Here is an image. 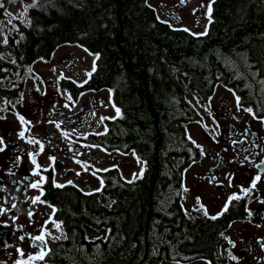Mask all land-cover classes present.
<instances>
[{
    "label": "flooded vegetation",
    "instance_id": "flooded-vegetation-1",
    "mask_svg": "<svg viewBox=\"0 0 264 264\" xmlns=\"http://www.w3.org/2000/svg\"><path fill=\"white\" fill-rule=\"evenodd\" d=\"M206 31L196 39L198 55H206L204 64L181 61L169 69L159 92L170 90L172 101H156L151 93L145 115L137 97L120 84L105 86L94 78L97 56L77 45L72 46L91 58L92 69L95 61L91 75L32 69L53 54L2 74L0 116L7 110L11 117L0 119L6 145L0 151V208L5 210L0 213V261L14 264L40 251L44 245L27 234L38 235V226L51 214L63 222L61 229L51 221L45 225L52 233L45 237L50 251L32 264H123L125 257L132 259L126 264H264V248L257 241L264 237V203L259 202L264 199V121L244 110L264 116V45L251 40L210 46ZM13 106L31 121L24 125L25 137L42 141V151L18 138L21 124ZM101 117L106 119L98 123ZM49 121H60V128ZM30 152L37 153L38 173L46 178L39 188L30 186L40 179L31 172ZM257 173L255 187L243 193L240 186L249 187ZM232 193L240 199L233 198L222 215L211 219ZM36 196L48 203H33ZM229 250L239 260L230 259Z\"/></svg>",
    "mask_w": 264,
    "mask_h": 264
},
{
    "label": "trees",
    "instance_id": "trees-1",
    "mask_svg": "<svg viewBox=\"0 0 264 264\" xmlns=\"http://www.w3.org/2000/svg\"><path fill=\"white\" fill-rule=\"evenodd\" d=\"M9 1L0 0V19L5 18ZM211 8L204 37L213 41L207 44L242 46L253 40L264 45V0H213ZM24 15L26 22L15 19L5 37L8 43H0V78L4 72L30 67L59 47L77 45L99 54L94 78L105 86L120 84L127 95L136 96L143 106L140 115H145L151 93L156 101H172L170 90L159 92L169 69L181 61L204 64L206 58L198 55L199 36L157 19L148 0H36ZM126 260L132 259L125 257L123 264Z\"/></svg>",
    "mask_w": 264,
    "mask_h": 264
},
{
    "label": "rangeland",
    "instance_id": "rangeland-1",
    "mask_svg": "<svg viewBox=\"0 0 264 264\" xmlns=\"http://www.w3.org/2000/svg\"><path fill=\"white\" fill-rule=\"evenodd\" d=\"M25 4L31 5L32 0H10L7 4L5 18L0 19V43H3L7 34L12 31L11 25H16L15 19L26 22L25 15H21L25 14ZM148 5L155 9L160 20L168 21V24L178 29L187 28L190 30L188 32L195 33L194 35L205 33L207 30L205 26L209 25V0H185L184 4H181L180 0H148ZM83 56L86 57L85 62L82 60ZM90 60L91 58L78 48L67 45L59 47L49 61L37 62L32 69L47 72L49 68L58 67L64 73L84 74L92 69ZM3 114L7 118L11 117L7 110H4Z\"/></svg>",
    "mask_w": 264,
    "mask_h": 264
},
{
    "label": "snow or ice",
    "instance_id": "snow-or-ice-1",
    "mask_svg": "<svg viewBox=\"0 0 264 264\" xmlns=\"http://www.w3.org/2000/svg\"><path fill=\"white\" fill-rule=\"evenodd\" d=\"M145 3H147V0H145ZM180 3H181V4H184V3H185V0H180ZM211 3H212V0H209V7H208L209 22H211V16H210V13H211V11H212ZM35 5H36V0H32V4H31V5L25 4V5H24L25 12L27 11L28 8L33 7V6H35ZM2 6H3V5L0 4V7H2ZM149 7H152V6L149 5ZM193 11L195 12L196 9H193ZM5 12H7V9H5ZM21 15H24V13H21ZM157 19H159V16L157 17ZM162 22H163V23H168V21H162ZM9 23H11V21H9ZM29 23H31V21H29ZM205 28L207 29V25L205 26ZM185 31H190V30L187 29V28H185ZM194 34H195V33H194ZM21 36H22V34H21ZM3 43H4V44H7V43H8L7 38L4 39ZM94 55L98 56L99 54L97 53V54H94ZM41 59H43V58L41 57ZM94 70H95V61H94V63H93V69H92V71H94ZM86 75H91V72H87ZM41 82H43V81H41ZM262 83H264V82H262ZM13 86L15 87V85H13ZM37 91H39V88H37ZM109 91L111 92V90H109ZM41 94L43 95L44 93H41ZM81 95H82V94H81ZM20 99L22 100V96H21ZM67 99H68V100H71L72 97H71V96H68ZM209 99H211V97H209ZM110 100H111V97H110ZM236 100H237V102H239L240 97L237 96V97H236ZM101 103H103V101H102ZM64 106H65V107H68V104L66 103ZM113 107L115 108L116 115L119 116V115H120V109H119L118 107H116L114 104H113ZM53 108H55V105H53ZM239 108H240V105L238 104V105H237V110H239ZM244 110H245L246 112H249L250 114H253V115H254V118H257V119H259V120H261V121H264V116L255 117V114L253 113V110H252L251 108H245ZM12 111H13L14 114L17 116V118H18V120L20 121V124H21V129H20L19 132H18V138H24V139L27 140L28 143H31V144H34V145H39V149L42 151L43 148H44V143H43L42 141H40L38 138H34V137H31V136H29V137H25V132L28 131V129H25V128H24V125H26V124H31V121H27L23 115H21L19 112H16V111H15V106H13ZM93 115H94V113H93ZM4 118H5V117L0 116V119H4ZM104 119H106V118H105V117H101V118H100V121H98V123H101ZM107 119H114V117H107ZM49 123H53L58 129L60 128V123H61L60 121H49ZM205 127H207V126H205ZM73 131H75V130L73 129ZM61 133H62V136H64V137H67V136H68V133H67L66 131H64L63 129H61ZM188 139L191 141V143H192L193 145L196 146L197 149L200 150V155H201V156L205 155L204 150H203V146H202L201 144L197 143L194 139H192L191 135H188ZM4 147H6L5 142H4V139H3L2 136H0V151H3ZM189 151L191 152V149H189ZM36 154H37V153H32V152H30V153L28 154V155H29V159L31 160V163L34 165V167L31 169V172H32L33 174L40 175V174L38 173V169L41 168V165H39V164L37 163L36 159H35V155H36ZM16 159H17V160H20L21 157L17 156ZM49 159H50V160H55V157L50 156ZM245 159H247V157H246ZM78 163H79V161H78ZM239 163L243 164V163H244V160H240ZM184 171L186 172L187 169H185ZM142 172H143V168H141V173H142ZM78 174H79V173H78ZM45 179H46V178H45L43 175H40V179H39V181L32 182V183L30 184V186L33 187V188H39L40 185L43 184V183L45 182ZM259 179H260V175H259V173H257V175L253 177V179H252L251 184H250L249 187L240 186L241 191H242L243 193H249L250 190H251L252 188L255 187V185H256V183H257V181H258ZM229 180H231V177H229ZM52 183H53L54 185L58 186V187H63V186H64V185H62V184H57V182L55 181V179H53ZM66 183H67V184H72L73 181L69 180V181H67ZM102 183H103V181H101V184H102ZM181 187L183 188V190H184L185 192L188 191L187 187H186L183 183H181ZM93 191H99V189H94ZM233 198H235V199H240V196H239L237 193H232V194H230V195L228 196V200L224 203V205H223V207L221 208V210L218 211V212H216L214 215H211L210 218L213 219V220H215L217 217H219L220 215H222L223 212L226 211V210L228 209L229 204H230V202L233 200ZM32 199H33V203H35L36 201H40V197H39V196L33 197ZM40 202H41V203H48L47 201H40ZM259 202H260V203H264V199H261ZM196 203L199 204L200 209L203 210V213H204L205 216H209V215H210L209 212L207 211L206 206L202 203V201H201V197H199V196L196 197ZM49 207H52L53 212L56 211V209H55L54 206L49 205ZM4 211H5V210H4L3 208H0V213H3ZM246 211L248 212V216L250 217V216L252 215V212H251L250 210H247V209H246ZM28 215H29V217H31V216H32V213L29 212ZM261 215L264 216V213H261ZM13 219H15V217H13ZM49 221H51L53 227H55V228L58 229V230L61 229V224H62L63 222H62V221H59V220H57V219H54L53 216H52L51 214H49V215H48V218L44 221V224L38 226V229H37V231H38V233H39L38 235H34V236H33L31 233H28V234H27L28 236L31 237V240H32V241H40L44 246L41 247L40 251H38V252H36V253H34V254H33V253H29L28 256H27V259H26V260L17 259L16 261H14V264H32V261H33V260H36V259H39V260H41V261L44 260V257H45V256L48 254V252L50 251V249L47 248V242H46V239H45L46 235H47V236H51V235H52V233H50V232L47 230V228L45 227V225H47V224L49 223ZM256 226H257V227H260V225H256ZM220 235H221V236H224L223 232H221ZM55 238H56V239H59V237H55ZM65 238H66V237H65ZM20 239L23 240V239H24V236H21ZM86 239H87V237H86ZM224 239H225V240H228V242H229L230 244H232L233 247L235 246L234 241H232L229 237L224 236ZM257 241L260 242L261 248H264V237H257ZM5 246L7 247V246H9V245L6 244ZM17 252H18L21 256L23 255V249H21L19 246H17ZM228 256H229V258L232 259V260H239V257H237L236 255H234L230 250L228 251ZM0 264H5V262H4V261H0Z\"/></svg>",
    "mask_w": 264,
    "mask_h": 264
}]
</instances>
